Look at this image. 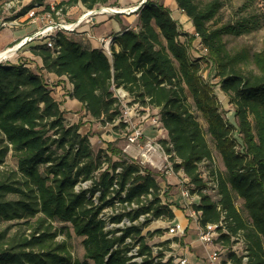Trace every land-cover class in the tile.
<instances>
[{
    "label": "trees",
    "instance_id": "obj_1",
    "mask_svg": "<svg viewBox=\"0 0 264 264\" xmlns=\"http://www.w3.org/2000/svg\"><path fill=\"white\" fill-rule=\"evenodd\" d=\"M34 1L41 13L55 17L44 0ZM173 1L206 51L201 58L214 67L219 89L234 108L236 124L221 116L219 102L202 79L197 60L189 56L188 47L195 35L183 33L169 8L151 0L136 10L138 30L124 29L112 37L110 56L57 33L52 48L45 44L29 47L41 62L37 71L23 60L16 65L0 63V167L8 154L16 165L15 169H0V222L24 220L28 230H0V264L172 261H154L151 246L142 235L151 221L174 219L169 205L161 203V188L152 172L119 157L121 152L112 143H108L106 153L94 154L88 136L79 133V125L66 124L41 71L66 77L72 84V98L102 123L113 124L121 112L113 88H122L135 103L156 108L160 127L167 135L162 141L164 150L170 154L174 170H182L190 193L199 196L192 205L198 224L218 223L223 216L227 233L215 241H222L218 250L231 248L230 236L241 233L248 264H264V43L260 50L251 51L246 45L227 48L223 40L224 35L249 33L257 26L256 18L244 16L214 27L211 22L220 0ZM108 2L63 0L55 9L63 15L77 5L92 10L109 7ZM261 3L264 11V0ZM30 7L32 3L24 10ZM182 34L183 42L179 40ZM194 112L205 121L204 130ZM206 135L222 171L215 167ZM107 153L119 159L113 161ZM103 160L106 167H102ZM202 165L210 167L209 175L202 171ZM205 176L212 177L215 199L207 192ZM85 182L90 186L75 189ZM114 184L117 188H112ZM234 197L242 201L246 219L235 206ZM116 202L119 208L123 202L138 207L119 211L110 218L112 223L123 217L133 222L141 215L148 216L136 225L105 230V221L98 215L105 207L116 208ZM117 232L121 233L116 236ZM156 233L162 230L148 231L147 236ZM71 235L80 238L81 259L72 257ZM58 236L63 239L57 241ZM127 238L133 243H127ZM135 244L137 255L144 256L139 263L131 262L127 255ZM223 256L235 264L240 262L239 255L230 249Z\"/></svg>",
    "mask_w": 264,
    "mask_h": 264
},
{
    "label": "rangeland",
    "instance_id": "obj_2",
    "mask_svg": "<svg viewBox=\"0 0 264 264\" xmlns=\"http://www.w3.org/2000/svg\"><path fill=\"white\" fill-rule=\"evenodd\" d=\"M8 0H0V18H3L5 16V12L3 10L4 5L6 4ZM60 1L63 0H44V4L46 3H54L57 4ZM154 1L158 4H163L166 6H169V8L173 7L175 5V2H173V0H151ZM198 3H204L207 2L208 0H196ZM221 1V6L218 10V13L216 14V16L214 17V19L212 20V25L214 27H218L220 25L226 24V23H232L233 21H235L236 19L240 18V17H244V16H253L256 18L257 21V26L252 29L249 33H245L242 34L238 37H234V36H230V35H224L223 36V40L227 46V48H237L241 45H246L247 47L250 48L251 51H258L261 49L263 43H264V11L262 9V3L261 0H220ZM31 0H21V8L22 7H28L30 5ZM140 1L137 0H109L108 2V6L109 7H113L116 9H119L120 11H123V13L120 14H116V15H108V14H97L94 16V19L92 20L93 25L91 28L87 27V24H90L91 21L89 23H82L80 25V27L76 30V33H72L70 35H67L71 40L77 41L78 43H80V41L85 40L84 38H82L84 32H89L90 35H94V33H96L95 35V39L98 40L100 37H98V34L100 33L99 27H102L100 30L103 29H107L108 32H112L113 31V23L116 22H121L124 24V28L126 29H134V30H138L139 29V21H138V17H137V13L136 10L134 9L131 10L132 8H135L139 5ZM103 7H107V6H103ZM98 9V8H96ZM130 9V10H129ZM41 8H39V10L37 11V15L38 18H42L40 16L41 12H40ZM85 12L82 11V9H79L78 7H71L69 9L66 10V12L58 19L60 21H63L65 23H69L72 21H75L79 16H81L83 13ZM174 19L176 20L178 26L180 27V30L183 33H189V34H193L194 30L192 25H190V21L188 20V18L184 15L182 17V20L179 21L176 18V13H174L173 15ZM110 18H112L110 20ZM35 26H31L28 24H23L21 27H18V29H16V34L19 36H21L24 33H29L31 32L33 29H38L40 26L44 25V21H38L37 23H34ZM46 24V23H45ZM28 25V26H27ZM34 30V31H35ZM180 41H185V36L184 34H182L179 37ZM92 42V41H91ZM41 42L40 41H36L33 40L31 42H29L28 44L25 45V48H29L31 46H36V45H40ZM99 42H95L94 46L98 47ZM95 47V48H96ZM20 51V50H19ZM18 51V52H19ZM188 51H189V56L192 60H197V63L199 64V73L202 77V79L207 82L209 84V86L211 87L212 93L214 94L215 98L217 99V101L219 102V111L221 113V116L229 123H234L236 124V118L234 116V108L233 106L227 101V98L222 94V92L219 89V84H218V78L215 76V71H214V67L212 65H210L209 63H206L205 61H203V59L201 58L202 56L205 55L206 51L202 48V46L200 45L199 42V38L195 37L194 40L190 43L189 47H188ZM17 53V52H16ZM140 105V104H139ZM138 105V116H144V120L147 119V123L146 127L150 128L151 131H153L152 136L148 137L150 138V140L154 143L157 142L159 143L162 148L164 149L163 140L167 139V135L166 132L164 130H162L161 132L160 130V122H159V127H156L155 124H152V121H159V114H158V110L156 108L150 107L148 105ZM79 112H75L74 110H69V111H63V114L67 115V118L65 119L66 124H77L80 126H83L86 122L82 121V119L84 118V114L80 115L79 117L77 116ZM195 116L197 118V120L200 123L201 128L204 130L206 128V124L205 121L200 117L199 114L195 113ZM121 115V112L119 114V117ZM64 117V116H63ZM94 127H96L98 130H96V128H94V130H90L89 132H85V128H82L80 130V134L81 135H86V136H95V139L90 141L91 144V148L94 152V154H96L97 152L100 153H106V148L108 143H113V147H116L117 149L118 146H121L126 143V131L125 128L123 126L122 123H116L115 125L110 124V123H102L99 121H94ZM96 130V131H95ZM112 133H117L119 135H122L121 139H116V141L113 142H106L105 139H107V135H112ZM118 136V135H117ZM124 137V138H123ZM207 141L209 146L212 149V155L214 156V164L216 169H218L219 171L223 170V166L221 164V161L218 157V155L216 154V152L213 149V144L211 143L209 137L206 135ZM146 140V137L144 136L141 140L140 143H144ZM108 154V153H107ZM109 155V154H108ZM111 159L113 161H117L118 159L116 158V156H110ZM122 158V156H119ZM170 159V158H169ZM104 161V160H103ZM172 166L174 165V162L172 161ZM106 161H104V164L102 167H106ZM16 165H15V160L13 159V157L8 154L5 163L3 164V166L0 167L1 170H10V169H15ZM147 169H149L152 174L154 175L157 183L159 184V186L161 187L160 190V198L161 200H163L164 202H166L168 205L173 206L175 209H179L181 210V212H177V217H178V221L181 223V225L185 228L184 231V235L178 240V238H174V237H169L166 235L165 233V228L163 227V225H166L165 220L162 219H158V220H162L164 221L162 223H155V221L158 220H153L149 223L148 226H146L145 228L142 229V235L146 236V240L149 246L153 247H157L160 245V248H155L153 250V254L154 257L158 258V254L159 252L164 253L163 257L161 259L163 260H167L169 258L173 259L180 254V252H176V251H171V246L170 243H176L177 248H180L183 246H187L189 248V250L191 249V247L195 248V247H199V244L197 243V235H196V225L194 223V221H190L189 219V214L187 215V210H186V206L184 204V200L181 197L180 193H179V184L178 181L181 179L179 173H177V171H173L172 174H166L164 173V170H159V169H151L148 168V166H146ZM174 169V168H173ZM202 171L205 173V175H209V170L210 167H205L204 165L201 166ZM179 172V171H178ZM169 175H171L173 178H177V182H171V184H167V176L169 177ZM206 178V176H205ZM212 177H208L207 182H206V189L207 192L212 195L213 199H215V192L216 190H212L213 188V182L211 181ZM171 181V180H170ZM90 186V182H85V183H80L77 185V189L79 190L80 188H87ZM214 189V188H213ZM234 204L237 207V209L239 210V212L241 213L242 217L244 219H246V214L242 209V201L238 198V197H234ZM121 208L118 207V212L120 211ZM24 220H18V221H13V222H0V230L8 228L10 232H25L27 233L28 230H26V225L22 224ZM154 222V223H152ZM162 224V225H161ZM161 227V228H159ZM158 229L162 230L161 234H153L152 236H147V232H154ZM169 238L170 242L169 243H163L165 242L166 239ZM63 239L62 236H58L56 238L57 241H61ZM185 241V242H184ZM68 243L70 246V252L72 254L73 258H78L81 259V255H82V249H81V244H80V238L74 237L71 235V237L68 239ZM161 243H163V245H161ZM216 248V246H214ZM192 248V249H193ZM202 251V248H200ZM162 256V255H161ZM223 256V254H222ZM189 257V258H188ZM187 258L191 260V256L190 254H187ZM189 260V261H190ZM191 262V261H190ZM202 260L200 259L199 264H201ZM192 263V262H191Z\"/></svg>",
    "mask_w": 264,
    "mask_h": 264
},
{
    "label": "built area",
    "instance_id": "obj_3",
    "mask_svg": "<svg viewBox=\"0 0 264 264\" xmlns=\"http://www.w3.org/2000/svg\"><path fill=\"white\" fill-rule=\"evenodd\" d=\"M32 7L27 10H24L25 7L21 8V0H8L4 5L5 16L0 18V28H9L15 29L21 27L23 24H34L38 21H44V25L40 26L33 33L28 36H24L19 40L14 46L4 51V54L7 51H13V53L9 54L6 58L2 60V63L7 62L10 57L15 56L20 49H22L29 42L36 40L40 41L41 44H45L46 47L52 48L54 37L57 33H61L65 36L70 35L72 33H76V30L80 27V25L84 22L89 23L94 19V16L97 14H108V15H116L110 10H119L113 7H98V9L85 10V12L79 16L75 21L65 23L63 21L58 20L62 14L60 9H55L54 3H47L50 7V10L54 12V16L49 12L41 13L40 16L42 18H38L37 11L40 6L36 4L34 0H31ZM24 10V11H23ZM130 10V9H129ZM46 23V24H45ZM89 37V36H87ZM195 37L197 34L195 33ZM97 42L100 44V49L106 54H111L110 45L112 43V37H100ZM17 52V53H16ZM1 54V55H2ZM113 94L119 103L121 109V115L114 121V125L118 123H122L126 135V143L122 148V152L127 157V159L133 161L141 167H146L151 169H159L164 170L166 174H172L173 169L172 161L169 159L170 154H167L162 146L157 142H152L150 138L146 137L143 134L142 127L140 126V122L144 119V116H138V103L132 101V98L128 95L126 91L122 88H113ZM140 106V105H139ZM152 124H155L156 127H159V121H152ZM161 130V127H159ZM146 137L144 143H140V140L143 137ZM120 168L116 169L118 172ZM179 171V172H178ZM177 173L181 174V179L178 181L179 184V193L184 200V204L186 208L189 209V218L194 221L196 225V235H197V243L203 249L204 257L202 259L201 264H235L231 258H224L222 254L227 252L229 249L240 257L239 264H248V251L246 248V243L244 237L241 233H238L234 236H230L231 248L224 247L221 250L219 245H221L222 241L216 243L219 235L221 233H227L224 227V218L221 217V220L218 223H207L205 225L198 224V213L192 208L194 203H197L199 200V196L197 194L190 193L189 189L186 186V177L184 176L181 169H179ZM112 188H117L114 184ZM75 189L78 191L77 186ZM98 192L95 193L94 196H97ZM121 196H124L123 193ZM162 204H165L163 200H161ZM119 202L115 203V207H118ZM105 207L101 210L98 217L105 221V230L113 229V228H124L125 226H130L131 224H138L144 220L148 214L141 215L137 220L133 222H129L125 217L119 223H112L110 218L118 213V208ZM120 207V206H119ZM138 205L135 203H127L123 202L122 207L120 209L121 213L124 211H130L132 209L137 208ZM123 208V209H122ZM185 228L181 225V223L177 220H172L165 226V233L169 237L178 238V240L184 235ZM121 232H117L115 235H119ZM127 243H133L130 238L125 240ZM216 246V248L214 247ZM218 246V247H217ZM222 246V245H221ZM155 248H160V245L157 247H151V256L154 261H165L160 257H154L153 250ZM138 245L135 244L130 252H128V256L131 257V262H140L144 256L137 255ZM187 249L181 253V255L172 259L171 264H193L187 258Z\"/></svg>",
    "mask_w": 264,
    "mask_h": 264
},
{
    "label": "crops",
    "instance_id": "obj_4",
    "mask_svg": "<svg viewBox=\"0 0 264 264\" xmlns=\"http://www.w3.org/2000/svg\"><path fill=\"white\" fill-rule=\"evenodd\" d=\"M74 7L75 8L78 7L79 9H82V11L85 10L80 5H77V6H74ZM167 7L169 8V6H167ZM169 10L171 11L172 17L174 15V13H176V18L179 21L182 20V17L184 16V14H182L177 9L176 4L173 7L169 8ZM111 19L112 18H110V20ZM29 25H31V26L34 25L35 26V24H29ZM86 26L91 28L94 25H93V23L91 21V23L90 24H87ZM123 26H124L123 23L116 22L115 21L113 23V31L111 33L108 32L107 29L100 30L102 27H99V29H96V30H99V32H100L98 34V37H107V36L113 37L115 34L120 33L124 29H126ZM35 28H36V26H35ZM94 28H95V26H94ZM16 29H18V28H15V29L0 28V55L4 51H6L7 49H9L12 46H14L24 36L30 35L35 30V29H33L29 33H24L21 36L20 35L18 36L16 34V31H15ZM95 35H96V33H94V35L91 36L89 32H84L83 35H80V36H82V38H84L85 40L80 41V44L83 47L95 48L96 46H94V43L97 42V40L94 38ZM87 36H89V37H87ZM96 48H99L100 49V45H98V47H96ZM19 60H23L26 63V65L32 71H37V69L40 68V66H41V62H40L39 58L36 57V56H34V55H32V53L29 51V48H25V46L15 56L10 57V59L6 63L7 64H11V65H16ZM41 74H42V77H43L45 83L47 84L48 89H50V91H51L52 97L54 98L55 101H57L60 104V108H61L62 111H64V112L66 111L67 112L69 110H74L75 112H79L77 114L78 117L80 115H83V114L85 115L84 118L82 119V121H85L86 123L83 126H80L79 127V133H80V130L82 128H85V132H89L92 129L94 130V128H96V127H94V123L93 122L96 121V120H94L88 113H86L84 107L82 106V104L80 102H78L77 100H75V99L72 98V96H71L72 84L67 80V78L64 77V76L57 77L54 74L47 73L45 71H41ZM63 116H64V118H67V115L63 114ZM147 122H148L147 119H145V120L143 119L140 122V126L142 127L143 134L146 137H149V136L151 137L153 131H151L150 128L146 127V124H149ZM96 130H98V129L96 128ZM159 131L161 132L162 129L159 130ZM121 136L122 135H119L117 133H112V135L111 134L110 135H107V137H106L107 139H105V140H106V142H113V141H116V139H118V138L121 139L122 138ZM88 138L92 142V140L95 139V136H92V137L89 136ZM117 146H118V148H119V150L121 152L120 153V156H122V158H127L124 155V153L122 152V148L124 147V144L122 145V147L119 146V145H117ZM116 158L119 159L118 157H116ZM166 178H167V184H171V182H175V181L177 182L178 181L177 178H175V177L173 178L171 175H169V177L167 176ZM169 208L174 213V220H177L178 221L177 212H181V210L175 209L171 205H169ZM186 210H187V215H188L190 211H189L188 208H186ZM188 220L191 221V218H189ZM162 222L164 224V221H162V220L155 221V223H162ZM169 222H171V221H169ZM169 222L167 221L166 222V225ZM152 223H154V222H152ZM166 225H163V227L165 228ZM159 228H161V227H159ZM164 240H170V239L166 237V239H164ZM170 246H171V251H176L178 253L180 252V254L184 251V249H187L186 254H190L191 260L190 259L189 260L193 264H199L200 259L202 260L203 257H204L203 249L201 251V249H200L201 247L200 246L199 247H195V248L191 247L190 250H189V248L187 246H183V248L182 247L177 248L176 243H173V242L170 243Z\"/></svg>",
    "mask_w": 264,
    "mask_h": 264
},
{
    "label": "water",
    "instance_id": "obj_5",
    "mask_svg": "<svg viewBox=\"0 0 264 264\" xmlns=\"http://www.w3.org/2000/svg\"><path fill=\"white\" fill-rule=\"evenodd\" d=\"M145 1H146V0H141L140 3H139V5H138L137 7H135V10H137L141 5H143V3H144ZM132 9H134V8H132ZM132 9H131V10H132ZM109 11L112 12V13H114V14H120V13H123V11H120V10H110V9H109ZM5 53H6V52H5ZM5 53H4V54H5ZM7 53H8V54H7ZM7 53H6V54H7V56H8L9 54L13 53V51H7ZM6 54H5L4 56H2L3 54L0 55V63H2V60H3L4 58L7 57ZM1 56H2V57H1Z\"/></svg>",
    "mask_w": 264,
    "mask_h": 264
},
{
    "label": "bare ground",
    "instance_id": "obj_6",
    "mask_svg": "<svg viewBox=\"0 0 264 264\" xmlns=\"http://www.w3.org/2000/svg\"><path fill=\"white\" fill-rule=\"evenodd\" d=\"M134 9H135V8H134ZM134 9H132V10L134 11ZM123 11H124V10H123ZM6 53H7V52H6ZM6 53H5V54H6ZM5 54H3L2 56H4ZM7 54H8V53H7ZM7 54H6V56H7ZM2 56H1V57H2Z\"/></svg>",
    "mask_w": 264,
    "mask_h": 264
}]
</instances>
